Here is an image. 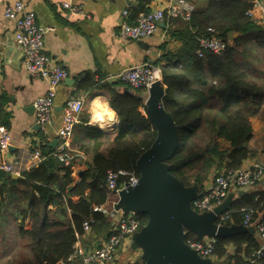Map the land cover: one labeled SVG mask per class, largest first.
Returning a JSON list of instances; mask_svg holds the SVG:
<instances>
[{
	"label": "trees",
	"instance_id": "1",
	"mask_svg": "<svg viewBox=\"0 0 264 264\" xmlns=\"http://www.w3.org/2000/svg\"><path fill=\"white\" fill-rule=\"evenodd\" d=\"M190 1V19L179 18L184 27L181 46L161 55L165 62L156 64L164 86L162 104L178 131L169 172L185 185L202 187L211 173L238 168L255 155L248 142L250 119L264 118V25L247 13L253 0ZM208 28L225 42L229 32L236 36L223 51L197 56L198 38L208 35ZM94 84L87 74L79 88ZM117 85L121 83L97 85L116 112L117 129L112 140L92 129L89 141L79 145L91 158L79 182L73 179L71 165L53 156L55 148L49 143L40 150L43 159L17 178L0 169V264H72L68 258L86 220L105 239L112 234L108 215L94 210L114 198L105 186L106 173L125 170L138 175L135 161L156 134L148 115L140 111L145 110V90L119 91ZM242 208L252 209L253 220L264 222V189L234 199L225 223L241 224ZM136 216L141 225L146 222L145 215ZM189 239H196L192 232H187ZM259 248L255 232H241L215 238L212 254L228 264H264Z\"/></svg>",
	"mask_w": 264,
	"mask_h": 264
},
{
	"label": "crops",
	"instance_id": "2",
	"mask_svg": "<svg viewBox=\"0 0 264 264\" xmlns=\"http://www.w3.org/2000/svg\"><path fill=\"white\" fill-rule=\"evenodd\" d=\"M15 1H22L27 9L34 11L39 24L54 28L44 36L48 65L60 66L67 72V77L56 88L53 111L45 130L36 122L34 102L45 93L48 83L45 79L25 71L23 53L14 40V22L3 15L5 7ZM172 1L174 0H0V123L10 133V145L4 158L16 164L17 177L21 171L38 163L33 154L35 150L40 152L46 143L50 144L56 139L55 131L60 124L66 99L81 96L83 108L79 122L73 129L70 149L66 152L73 179L75 182L80 181L85 163L91 158L88 152L79 149V145L89 141L92 129L100 131L109 140H112L117 129L116 112L110 107L105 90L97 85L118 82L121 85L115 86L116 90L125 91L128 87L131 92H135V89L116 79L115 75L131 65L149 59L163 63L165 59L161 55L178 49L182 44L180 35L184 27L179 18L159 21L156 31L148 38L121 39L118 26L125 19L123 11H127L126 20L133 22L138 14L159 9ZM64 2L78 7L80 11L72 12L64 8ZM260 14L258 8L253 10L256 20H259ZM235 36L236 33L234 38ZM231 42L228 39L227 43ZM87 74L95 84L79 88L80 81ZM142 97L145 102L147 93L143 92ZM140 111L146 114L144 108L141 107ZM250 121L252 138L248 145L255 155L247 158L243 166L258 162L264 167V118L252 117ZM56 145L57 143L53 148ZM221 145L227 147L228 143L221 142ZM212 175L211 173L207 179ZM207 179L201 190L206 186ZM263 189L264 180L251 190ZM113 196L110 202L103 205L108 211L113 209V204L117 201L118 196ZM238 197L240 196L235 195L234 199ZM121 215V211H111L108 214L112 230ZM106 241L102 233L90 228L77 239L75 245L84 251H90L103 246ZM140 255V249L131 247V238H125L114 262L106 264H123L140 258ZM209 258L217 264H228L224 258L213 254ZM72 264H82L81 259L76 257Z\"/></svg>",
	"mask_w": 264,
	"mask_h": 264
},
{
	"label": "built area",
	"instance_id": "3",
	"mask_svg": "<svg viewBox=\"0 0 264 264\" xmlns=\"http://www.w3.org/2000/svg\"><path fill=\"white\" fill-rule=\"evenodd\" d=\"M62 6L72 12H79V8L64 2ZM258 8L261 12L258 21L264 25V0H253L251 9L247 12L253 16V10ZM194 10V4L190 0H174L167 3L166 6L159 9L138 14L133 22L126 20L127 11H123V19L119 23L118 35L123 40H141L150 37L157 29L158 22L165 18H180L188 21ZM4 17L11 19L15 25L14 40L16 45L23 53V67L27 73L45 79L48 88L45 93L39 96L34 102L35 118L42 130L50 121L54 107L56 88L67 77V72L60 66L50 67L48 57L44 48V36L46 32L52 31L53 27L43 26L36 21L34 11L26 8L22 1H15L7 5L3 13ZM208 35L198 38V46L195 50L197 56H202L205 51L219 53L223 51L227 42L216 35L213 28H208ZM116 79L124 82L132 89H144L147 93L148 88L157 79H161V69L154 59L131 65L115 75ZM83 108V97L71 96L66 99L63 108V114L60 124L55 131L57 145L52 153L64 165H69L70 160L66 152L70 149V142L73 135V129L79 122V115ZM10 145V133L8 129L0 123V169L10 173H17L16 164L5 160L4 155ZM36 163L43 159L39 150L34 151ZM122 178V180H121ZM121 180V181H120ZM208 180V179H207ZM264 180V167L254 162L250 166H240L235 169H229L218 175H213L207 181L206 186L201 190L199 196L192 202V207L198 212L210 211L216 205L220 204L229 192L237 190L250 191L253 187ZM138 181V175L134 172L125 170H108L105 178L106 189L112 194L117 195L118 191L125 185L133 186ZM107 215L115 213L114 210L108 211L103 206L94 207ZM242 223L245 226H253L257 238L260 242V248L257 254L264 251V222L258 219L253 220L254 211L248 208H242ZM229 218L228 209L217 218V223L222 224ZM142 225L137 216L133 213H122L117 219V223L112 234L108 237L106 243L90 251H84L75 245L73 254L68 261L81 259L82 264H106L114 262L120 244L125 238H131ZM83 233L90 230V222L86 220L82 225ZM80 237V236H79ZM78 237V238H79ZM188 246L194 249L201 257H211L213 252V239L204 238L202 240H187ZM123 264H144L138 258L129 260Z\"/></svg>",
	"mask_w": 264,
	"mask_h": 264
},
{
	"label": "water",
	"instance_id": "4",
	"mask_svg": "<svg viewBox=\"0 0 264 264\" xmlns=\"http://www.w3.org/2000/svg\"><path fill=\"white\" fill-rule=\"evenodd\" d=\"M235 32L228 33L229 42ZM125 91H130L126 87ZM164 86L157 79L148 88L144 102L145 111L155 129L151 145L136 159L138 181L125 185L118 191L114 212L143 214L147 217L131 237V247L140 249L144 264H217L209 257H201L186 242L187 232L197 240L229 237L241 232L254 233L253 226L226 223L218 224L217 218L231 205L235 195L242 196L246 190L229 192L226 198L210 211L198 212L192 202L201 193V187L185 183L169 172L168 161L178 147V131L174 120L162 104ZM57 140L50 142L54 147ZM17 178L15 173H11ZM57 264H63L59 262Z\"/></svg>",
	"mask_w": 264,
	"mask_h": 264
}]
</instances>
